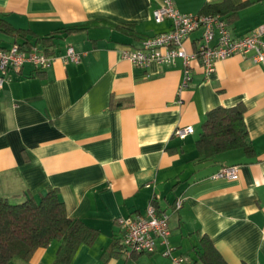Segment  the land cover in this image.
Instances as JSON below:
<instances>
[{"label": "crops", "instance_id": "obj_1", "mask_svg": "<svg viewBox=\"0 0 264 264\" xmlns=\"http://www.w3.org/2000/svg\"><path fill=\"white\" fill-rule=\"evenodd\" d=\"M161 1L0 0V47L36 45L54 60L9 71L0 90V197L18 204L54 190L67 216L94 235L69 264H175L158 242L150 254L121 248V221L149 205L169 217L171 256L185 264H264V66L236 55L206 79L191 62L189 88L179 91L181 61L132 65L123 51L171 30L152 19ZM174 2L183 14L219 15L234 38L262 28L264 39V0ZM199 37L191 34L187 52ZM68 47L82 54L78 64L58 59ZM239 104L252 152L199 159L208 112ZM188 127L193 134L173 136ZM234 165L236 180H210ZM59 245L9 264H55Z\"/></svg>", "mask_w": 264, "mask_h": 264}, {"label": "built area", "instance_id": "obj_2", "mask_svg": "<svg viewBox=\"0 0 264 264\" xmlns=\"http://www.w3.org/2000/svg\"><path fill=\"white\" fill-rule=\"evenodd\" d=\"M152 19L156 24L168 21L171 30L142 41L141 47L135 50H125L122 56L132 65L146 68L150 64L174 67L178 61L183 63V80L179 91L189 88L191 71L189 64L199 62L204 77L214 72L215 64L227 58L241 55L249 56L251 62L264 66V39L262 28L240 38L230 34L227 23L219 15H187L179 12L174 0H162L161 5L153 10ZM200 30L199 43L195 52L189 53L184 43L191 34ZM82 54L68 47L58 59L63 64H78ZM54 60L43 54L38 46L28 48L14 44L9 49L0 47V90L11 82L9 71L19 72L25 63L36 69L48 68ZM191 127L177 128L173 136L183 139L193 134ZM239 166H224L210 180L233 181L238 177ZM182 201L176 203L180 209ZM169 217L160 213L154 205H149L144 215L128 217L122 220L120 228L123 231L121 248L126 253L150 254L156 249L157 242L164 247L163 257H170L175 264H185L183 258L171 256L169 244Z\"/></svg>", "mask_w": 264, "mask_h": 264}, {"label": "trees", "instance_id": "obj_3", "mask_svg": "<svg viewBox=\"0 0 264 264\" xmlns=\"http://www.w3.org/2000/svg\"><path fill=\"white\" fill-rule=\"evenodd\" d=\"M39 40L45 44L49 39ZM244 113L245 108L240 104L208 112L196 142L199 159L212 160L234 150L252 152L246 142ZM93 239L92 231L82 221L67 216L54 190H49L39 201L31 197L18 204L0 197V264L28 263L38 249L53 241L60 243L55 264H69L78 248Z\"/></svg>", "mask_w": 264, "mask_h": 264}]
</instances>
